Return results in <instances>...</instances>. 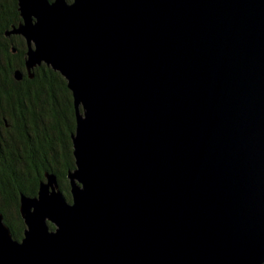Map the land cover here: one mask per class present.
Listing matches in <instances>:
<instances>
[{
	"label": "water",
	"instance_id": "95a60500",
	"mask_svg": "<svg viewBox=\"0 0 264 264\" xmlns=\"http://www.w3.org/2000/svg\"><path fill=\"white\" fill-rule=\"evenodd\" d=\"M17 6L28 77L71 91L74 167L70 200L52 172L20 193V238L0 212V264H264V0Z\"/></svg>",
	"mask_w": 264,
	"mask_h": 264
},
{
	"label": "trees",
	"instance_id": "16d2710c",
	"mask_svg": "<svg viewBox=\"0 0 264 264\" xmlns=\"http://www.w3.org/2000/svg\"><path fill=\"white\" fill-rule=\"evenodd\" d=\"M17 7V0H0V103H8L4 107L11 110L0 117V212L14 238H20L24 228L18 211L20 193L35 195L45 172L57 176L60 189L70 200L66 174L74 167L70 134L75 129V111L66 80L45 64L36 66L33 78L28 77L21 37L5 35L21 21ZM12 48L17 52L13 53ZM15 69L23 70L22 80L30 83L24 87V94L7 93L2 88L3 84L19 83ZM11 128L17 130L14 140L7 133Z\"/></svg>",
	"mask_w": 264,
	"mask_h": 264
},
{
	"label": "flooded vegetation",
	"instance_id": "af4514ba",
	"mask_svg": "<svg viewBox=\"0 0 264 264\" xmlns=\"http://www.w3.org/2000/svg\"><path fill=\"white\" fill-rule=\"evenodd\" d=\"M11 35H8V37H10ZM15 36H19V37H21V39H20V41L25 45V50H27V44H26V41H25V39L21 36V35H15ZM12 52L13 53H16L17 52V50H16V48H12ZM25 57H26V51H25V55H24V68L26 69V67H25ZM35 69V68H34ZM21 72H22V77H21V79H19V80H17V82H19L17 85H15L16 83L15 82H10V83H8L7 84V86L6 85H2V88H4L5 89V91L7 92V93H9V92H11V91H15V92H17V93H19V92H21V93H25V91H26V89H24V87L25 88H27L28 86H30V83L28 82V81H24V80H22V78H23V76L25 75L24 74V72H23V70H20ZM15 87H18V89H16V90H14L15 89ZM1 100V99H0ZM7 104L8 103H3V104H1L0 103V117H1V115H2V113H5L7 110H9L10 109V107H4V106H7ZM9 112H11V110H9ZM6 120V119H5ZM7 122H8V120H6ZM9 124V123H8ZM8 124H5L4 126H8ZM9 125H11V124H9ZM16 129H14V128H11V129H9V131L7 132L8 134H10V138H11V140H14V136L16 135ZM0 136H2L3 137V135L1 134ZM0 142H1V140H0Z\"/></svg>",
	"mask_w": 264,
	"mask_h": 264
},
{
	"label": "rangeland",
	"instance_id": "374dc122",
	"mask_svg": "<svg viewBox=\"0 0 264 264\" xmlns=\"http://www.w3.org/2000/svg\"><path fill=\"white\" fill-rule=\"evenodd\" d=\"M69 1H70V0H69ZM15 70H16V69H15ZM15 70H14V71H15ZM80 111H82V110H81V107H80ZM73 132H74V131H72V133H73ZM72 133H71V134H72ZM71 134H70V140H71ZM71 144H72V143H71ZM71 146H72V145H71Z\"/></svg>",
	"mask_w": 264,
	"mask_h": 264
}]
</instances>
